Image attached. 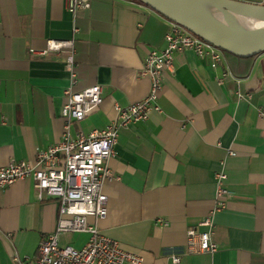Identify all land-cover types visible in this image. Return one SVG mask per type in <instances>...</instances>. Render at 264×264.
I'll return each mask as SVG.
<instances>
[{"label":"crops","instance_id":"obj_1","mask_svg":"<svg viewBox=\"0 0 264 264\" xmlns=\"http://www.w3.org/2000/svg\"><path fill=\"white\" fill-rule=\"evenodd\" d=\"M170 28L137 0H91L75 14L68 0H0V168L11 159L35 165L62 140L68 89L101 86L104 93L95 112L71 125L74 137L105 129L116 105L145 99L151 81L140 73L152 51L166 48ZM68 42L72 51L48 49ZM226 60L231 75L220 85L222 71L207 59L175 55L158 94L161 111L122 129L107 162L116 177L103 188L107 216L89 224L142 264H264V53ZM220 172L228 196L215 217L219 250L191 253L188 231H203ZM59 219L60 202L41 200L32 179L0 190V264H33ZM76 236L80 248L88 236Z\"/></svg>","mask_w":264,"mask_h":264},{"label":"built area","instance_id":"obj_2","mask_svg":"<svg viewBox=\"0 0 264 264\" xmlns=\"http://www.w3.org/2000/svg\"><path fill=\"white\" fill-rule=\"evenodd\" d=\"M90 2L91 0H68L69 11L75 14L87 9ZM170 25L171 28L165 36L166 48L152 51L140 73L151 81V91L145 99L126 108L116 105L117 117L105 129L93 131L89 135L79 132L74 137L70 133L71 125H80L95 112L104 101V93L101 86L79 92L68 89L64 94V104L60 112V118L65 124L62 140L41 151L35 165L11 159L8 165L0 168L1 191L32 179L41 200L56 199L60 202L57 229L40 244L33 264H142L139 255L125 250L119 241L104 235L88 221L91 217L104 219L107 216L108 197L103 188L105 183L116 180L107 162L116 155L120 131L148 120L153 111H161L157 105L158 94L163 88L164 73L173 69L175 55L192 51L199 58L207 59L213 70L222 71L221 76L216 79L220 85L231 75L224 51L178 24L170 22ZM61 48L72 51L73 43H50L48 47L50 51H59ZM68 62L72 65V56ZM226 179L224 172L215 176V207L200 222L199 226L203 231H188L191 253L215 254L219 250L212 237L216 228L215 217L226 208ZM159 223L164 222L159 220ZM66 234L87 235L88 240L80 248L72 245L62 247L61 236ZM174 260L178 262L179 258Z\"/></svg>","mask_w":264,"mask_h":264},{"label":"water","instance_id":"obj_3","mask_svg":"<svg viewBox=\"0 0 264 264\" xmlns=\"http://www.w3.org/2000/svg\"><path fill=\"white\" fill-rule=\"evenodd\" d=\"M171 23L178 24L227 54L250 59L264 53V24L236 27L217 21L187 0H137ZM253 21H264V6L237 0H207Z\"/></svg>","mask_w":264,"mask_h":264},{"label":"bare ground","instance_id":"obj_4","mask_svg":"<svg viewBox=\"0 0 264 264\" xmlns=\"http://www.w3.org/2000/svg\"><path fill=\"white\" fill-rule=\"evenodd\" d=\"M187 1L190 2V4H192L196 8H198L199 10H201L202 12H204L205 14H207L208 16H210L211 18L220 21L224 24H228L236 27H248V26H257L264 24V21L262 23L258 21H253L235 15L231 12L224 11L218 5L211 3L207 0H187Z\"/></svg>","mask_w":264,"mask_h":264},{"label":"rangeland","instance_id":"obj_5","mask_svg":"<svg viewBox=\"0 0 264 264\" xmlns=\"http://www.w3.org/2000/svg\"><path fill=\"white\" fill-rule=\"evenodd\" d=\"M78 236H76L75 234H66L61 236V246L65 247L68 245H72L75 246V241L77 240Z\"/></svg>","mask_w":264,"mask_h":264},{"label":"trees","instance_id":"obj_6","mask_svg":"<svg viewBox=\"0 0 264 264\" xmlns=\"http://www.w3.org/2000/svg\"><path fill=\"white\" fill-rule=\"evenodd\" d=\"M227 54V53H226ZM227 56L231 59H242V58H239V57H236V56H233V55H230V54H227ZM254 58V57H253ZM251 59V58H250Z\"/></svg>","mask_w":264,"mask_h":264}]
</instances>
